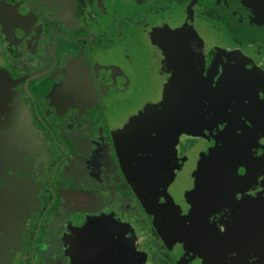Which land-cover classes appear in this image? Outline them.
Masks as SVG:
<instances>
[{"label": "flooded vegetation", "instance_id": "af4514ba", "mask_svg": "<svg viewBox=\"0 0 264 264\" xmlns=\"http://www.w3.org/2000/svg\"><path fill=\"white\" fill-rule=\"evenodd\" d=\"M135 3L0 0V71L5 74L0 78V91L7 95L6 101H0V211L26 214L19 221L20 230L11 234L0 225V244L4 245L0 255L12 246L2 264H47L46 253L55 255L53 263L57 264L64 254L77 253L74 242L66 241L57 250L47 238L53 226L67 224L65 210L71 198L76 201L81 196L80 190L84 193L80 202L90 211H83L81 220L95 216L101 226L118 227V221L111 223L114 219L110 217L119 209L126 214L123 220L128 218L137 231L144 224L137 245L143 253L140 264H264L262 225H253L249 231L240 224L245 217L256 219L264 211V166L241 163L232 173H221L245 139L257 138L259 119L264 116L260 111L264 102V12L257 13L241 0H137L134 8ZM164 25L199 33L204 86L208 72L211 82L217 80L224 58L244 76L239 89H233V98L227 95L231 102L225 124L218 123L219 129L201 138L200 147L194 150V146L192 153L178 150L175 161L167 163L155 182V177L139 175L128 160L119 162L108 123L119 118L118 105L138 112L145 102L161 99L163 89L155 90L151 98L138 87L130 90L129 85L132 78L143 82L140 69L143 75L153 70L154 75L161 71L164 81L168 78L164 73L168 55L163 50L170 54L172 48L157 49L151 36ZM142 42L148 62L135 70L136 64L129 63L130 57L124 54L141 53ZM110 56L122 62L113 69L104 60L100 62ZM33 64L38 67L26 68ZM117 80L124 84L119 86ZM68 94L95 101L85 111L82 105L76 106V111ZM14 95L20 101L15 103ZM20 113L34 127L17 128L11 116ZM115 136L121 141L120 132ZM155 137L156 149L160 139ZM98 157L100 162H96ZM108 158L111 164H106ZM72 169L79 170L82 186H71ZM148 171L145 174H153ZM200 201L210 206L217 201L216 210L197 215ZM164 202L179 204L181 211L166 217ZM73 260L65 256L63 264Z\"/></svg>", "mask_w": 264, "mask_h": 264}, {"label": "rangeland", "instance_id": "374dc122", "mask_svg": "<svg viewBox=\"0 0 264 264\" xmlns=\"http://www.w3.org/2000/svg\"><path fill=\"white\" fill-rule=\"evenodd\" d=\"M135 1L136 3L132 5L134 8H137V0ZM241 1L254 8L257 13L260 11L264 12V0ZM127 5L129 6V4ZM127 5L122 7L125 9ZM151 36L152 40L155 39L152 43L155 44L157 49H159V47H161L160 49H162V47L166 48L165 46H167V50L168 48H172L173 52L171 51L170 54L168 51L163 50L168 55V61L164 65V73L168 78L164 81V76L161 71H155L156 73L154 75L153 70H149V73L143 75L142 69H140L139 72L143 78V82L139 83L132 78L129 87L130 90L138 87L137 89L141 91L143 95H148L151 98H155V90L158 88L163 89V93L161 91L160 94L161 99L153 103L145 102L140 106L141 108L138 112H136L137 108L133 109L135 112H129L127 109L123 108V106L118 105L117 111L120 114L116 116H119V118L116 120H109L110 122L108 121V125L110 132L112 130V134H114L112 143L119 149L117 154L119 162L122 163L123 160V163L129 161L133 164L134 169L140 172L139 175L142 177L146 176V178L151 180L155 177L156 182L163 174L161 171L166 168L167 163L175 161L178 150L182 149L192 153L196 148L200 147L201 138L210 134L212 130L219 129L220 126H218V123H221V125L225 124V111L228 104L231 102L227 95L230 94L231 96L234 92L233 89H239L241 86L240 78L244 76V74H241L240 71L236 72L234 63L224 58V63L221 67L222 71L218 75L217 80H214V82L212 80L211 82V73L208 72L207 77L209 81L207 85L204 86L205 82L202 79L203 45L198 32L184 26H175L174 28L164 25L157 27L156 31L152 33ZM140 47L141 53L134 52L133 54L130 52L129 54H124V56L128 55L130 57V59H128L129 63L136 64L135 70H138L140 65L143 67V62H148V52L145 50V42H142ZM120 52L121 55H123L121 50ZM157 54H159V52H157ZM160 55H162V53H160ZM102 60L104 61L102 62ZM105 60L107 59H100V62L105 64L108 68L112 66L111 69H113V66L117 65L116 63L120 64L122 62V59L119 58L116 61L112 56H110V60L108 59L107 62H105ZM150 65L151 62L149 63V66ZM35 67L38 66L35 64L26 66L28 70ZM151 68L155 70L157 66L155 65ZM3 75L5 74L0 71V78ZM53 75V72L52 74L50 73L48 81H50ZM160 79L162 83L160 82L158 86L157 81ZM120 81L121 80H117L119 86L124 84ZM135 82H138V84H134ZM69 90L71 94L73 88L71 87ZM52 94L53 93H51V95ZM70 94H68V96ZM12 98H10L11 102H13ZM18 98L17 95H14L13 99H15V103L20 101ZM231 98L233 97L231 96ZM0 99L1 102H4V100L6 101L7 95L5 94L3 96L0 91ZM144 100L142 102H144ZM69 101L70 106L80 107V105H82L86 108L83 109V111H85L92 106L95 100L89 99L88 97L77 98V96L72 98V95H70ZM11 102L9 103L10 106H8V112L12 110ZM262 104L260 111L261 115H264V102H262ZM21 105L23 106L25 103L21 102ZM234 106L237 107L239 105L234 104ZM75 110L77 111L79 108L76 107ZM23 111L26 113L25 108ZM22 115L23 114L20 113V116H11L17 128L21 127L23 129H28L30 126L34 127L33 124L31 123L30 125L29 120H27L25 116L22 117ZM262 117L259 119L260 127L257 131V138H255L256 135H252L243 141V145L239 147L237 152L226 162L221 172L222 174L229 172V170L232 173V169H237V166L241 163H243V165L254 163L257 166L262 164L264 166V120H262ZM25 120H27L29 125L26 124ZM114 130L118 131L115 132ZM220 130L223 131L224 126ZM117 132H120L121 141L116 139L115 134ZM153 134L156 136V139H160L159 147L156 149L153 145V143H156L152 140ZM74 135L77 137V133L74 132ZM15 137L20 139L19 135H15ZM192 148L194 149L193 151L191 150ZM99 159L98 157L96 162H100L98 161ZM105 162L106 164L112 163L110 158L106 159ZM140 166L142 169H140ZM147 171L153 174L155 172V174L159 175L154 176L153 174H145ZM78 172L79 170L72 169L70 174V184L71 186H75V188L77 185L82 186L78 183L82 177ZM222 188L221 190L224 192L225 188ZM79 192L81 196H77L76 201H72L71 198L69 209L65 210V217L68 220L67 224L63 225L64 227L59 225L56 228L55 226L51 228L49 232L50 237L47 238L48 242H52L50 246L57 250H62V245H64L66 241L74 242L78 252L73 254L74 251L70 248L72 254H64V257L71 256L72 258L73 256L74 262L72 261V264H140L143 261V253L138 249L137 245L141 242L140 238L144 234V224L140 227L142 229L137 231L134 224L131 223L128 218L123 220L126 214L119 213V209L110 217L114 220H112V222L111 220L109 221L111 223L118 221L115 224L118 227L101 226V224H98L99 217L97 218L95 216L88 217L91 219V222L88 218L81 220L79 216H81L82 212L90 213V211L87 210L89 206H82L80 201H84V193H82V190ZM222 199L220 198V204L223 203L221 202L223 201ZM217 201L211 206L209 202L200 201L201 203L196 205L197 209L195 213L201 215L209 212L211 208L212 210H216L215 205ZM162 210L164 213H167L166 217H169L172 216L173 212L179 213L181 208L177 203L171 206L169 204L166 205L164 202ZM6 212L7 209L4 210V212L0 211V225L3 224L5 230L11 234L20 228L18 225L19 221L24 219L26 214L12 209ZM17 212L22 214L16 216L15 214ZM21 216H23V218ZM189 217H191V214ZM110 218L108 215L106 219ZM73 220L77 223L79 221V226H76L77 223L73 224ZM240 224L242 225L241 228L246 226L249 231L250 228L254 227L253 225H262L260 231L264 237V211L257 213L256 219L245 217L244 220L240 221ZM210 228L211 231L214 230L212 227ZM217 236L222 237L220 234ZM66 237H68V239ZM236 237L238 238L239 236L236 235ZM3 246L4 245L0 244V253L1 248H4ZM11 247L12 246H6L5 249L9 254L12 249ZM7 252L0 255V264L4 262L5 256L7 257ZM43 257L47 259V264H54L53 262L56 261L55 255L53 254L48 255L46 253ZM64 257L61 258L60 262L57 264H63Z\"/></svg>", "mask_w": 264, "mask_h": 264}]
</instances>
